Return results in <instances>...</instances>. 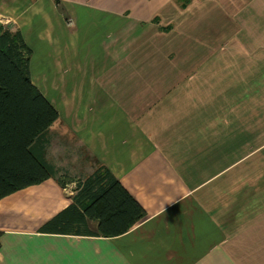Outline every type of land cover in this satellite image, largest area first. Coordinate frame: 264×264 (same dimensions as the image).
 Wrapping results in <instances>:
<instances>
[{"label": "crops", "instance_id": "obj_1", "mask_svg": "<svg viewBox=\"0 0 264 264\" xmlns=\"http://www.w3.org/2000/svg\"><path fill=\"white\" fill-rule=\"evenodd\" d=\"M59 112L58 172L108 167L146 210L129 231L67 214L50 177L0 199V264H264V0H0Z\"/></svg>", "mask_w": 264, "mask_h": 264}, {"label": "trees", "instance_id": "obj_2", "mask_svg": "<svg viewBox=\"0 0 264 264\" xmlns=\"http://www.w3.org/2000/svg\"><path fill=\"white\" fill-rule=\"evenodd\" d=\"M60 5L61 0H55ZM33 50L19 29L0 30V199L50 177L66 187L75 183L74 202L45 225V230L68 231L65 216L79 213L97 221L95 235L129 231L147 213L103 164L85 178L59 173L37 149L39 140L58 120L59 112L34 84L30 73ZM1 236V232H0ZM1 244V242H0Z\"/></svg>", "mask_w": 264, "mask_h": 264}, {"label": "rangeland", "instance_id": "obj_3", "mask_svg": "<svg viewBox=\"0 0 264 264\" xmlns=\"http://www.w3.org/2000/svg\"><path fill=\"white\" fill-rule=\"evenodd\" d=\"M59 173H63V174H64L65 172H64V171H61V172H59Z\"/></svg>", "mask_w": 264, "mask_h": 264}]
</instances>
